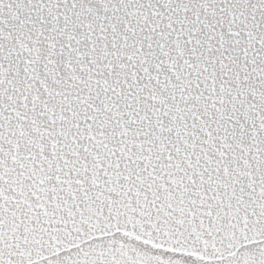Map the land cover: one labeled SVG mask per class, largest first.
<instances>
[{"label": "snow or ice", "instance_id": "obj_1", "mask_svg": "<svg viewBox=\"0 0 264 264\" xmlns=\"http://www.w3.org/2000/svg\"><path fill=\"white\" fill-rule=\"evenodd\" d=\"M0 264H264V0H0Z\"/></svg>", "mask_w": 264, "mask_h": 264}]
</instances>
